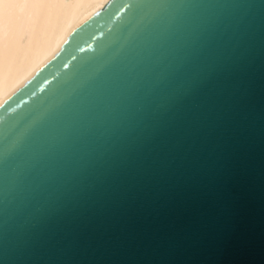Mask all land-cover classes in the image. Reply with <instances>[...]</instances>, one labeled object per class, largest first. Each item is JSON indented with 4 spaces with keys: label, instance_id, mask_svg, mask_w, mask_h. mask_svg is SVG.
Listing matches in <instances>:
<instances>
[{
    "label": "water",
    "instance_id": "obj_1",
    "mask_svg": "<svg viewBox=\"0 0 264 264\" xmlns=\"http://www.w3.org/2000/svg\"><path fill=\"white\" fill-rule=\"evenodd\" d=\"M0 264H264V0H111L0 104Z\"/></svg>",
    "mask_w": 264,
    "mask_h": 264
},
{
    "label": "bare ground",
    "instance_id": "obj_2",
    "mask_svg": "<svg viewBox=\"0 0 264 264\" xmlns=\"http://www.w3.org/2000/svg\"><path fill=\"white\" fill-rule=\"evenodd\" d=\"M111 0H0V104Z\"/></svg>",
    "mask_w": 264,
    "mask_h": 264
}]
</instances>
